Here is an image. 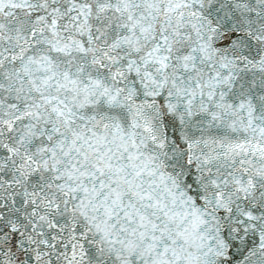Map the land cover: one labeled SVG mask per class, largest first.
I'll return each mask as SVG.
<instances>
[{
    "label": "snow or ice",
    "instance_id": "obj_1",
    "mask_svg": "<svg viewBox=\"0 0 264 264\" xmlns=\"http://www.w3.org/2000/svg\"><path fill=\"white\" fill-rule=\"evenodd\" d=\"M0 264H264V0H0Z\"/></svg>",
    "mask_w": 264,
    "mask_h": 264
}]
</instances>
